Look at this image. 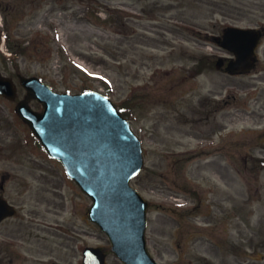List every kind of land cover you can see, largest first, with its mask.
I'll return each instance as SVG.
<instances>
[{
    "label": "rangeland",
    "instance_id": "374dc122",
    "mask_svg": "<svg viewBox=\"0 0 264 264\" xmlns=\"http://www.w3.org/2000/svg\"><path fill=\"white\" fill-rule=\"evenodd\" d=\"M262 11L264 0H0V71L18 86L15 101L0 97V182L10 175L16 222L39 210L53 219L48 201L68 200V250L31 229L49 256L81 264L74 246L87 236L108 250L107 264H123L98 226L79 222L90 198L17 115L27 94L19 75L59 92L102 90L130 107L146 159L133 184L152 203L148 243L161 264H264V96L249 97L250 75L215 68L226 51L211 37L260 23ZM192 204L195 216L183 211Z\"/></svg>",
    "mask_w": 264,
    "mask_h": 264
},
{
    "label": "water",
    "instance_id": "95a60500",
    "mask_svg": "<svg viewBox=\"0 0 264 264\" xmlns=\"http://www.w3.org/2000/svg\"><path fill=\"white\" fill-rule=\"evenodd\" d=\"M246 35V31L229 29L223 45L238 56L251 54ZM21 81L29 96L20 102L18 112L49 153L63 161L70 176L92 197L89 217L107 232L114 251L127 264H155L145 246L148 203L130 185L144 160L141 140L128 120L99 93H57L37 77H22ZM0 94L16 96L13 81L1 74ZM32 96L44 104L43 112L29 106ZM85 255L87 264L104 263L99 249L88 248Z\"/></svg>",
    "mask_w": 264,
    "mask_h": 264
},
{
    "label": "flooded vegetation",
    "instance_id": "af4514ba",
    "mask_svg": "<svg viewBox=\"0 0 264 264\" xmlns=\"http://www.w3.org/2000/svg\"><path fill=\"white\" fill-rule=\"evenodd\" d=\"M61 200L56 201V205L58 209L55 207V203L53 201H49V207L58 212L61 213L63 210H65V204H63ZM77 207V206H76ZM75 207V213L78 211ZM63 209V210H62ZM32 218V220L30 219ZM10 218H7L3 221L6 222ZM28 222L25 224L23 231L21 229L17 230H9L8 225H6L4 231H3V242L1 244V249H0V264H20V259L21 261L25 259V257L29 258L27 252H30V256H35L40 254V250H42L43 253H49L51 251L50 246H45L42 245L41 247L38 245L40 237L38 235H35L31 229L37 230V232H44V234L50 235L54 238H60L62 241H60V247L63 249H69L67 247L68 245V240H64L68 236V231L66 230V227L64 224L60 223L59 225L62 226V228H55V227H50V223H48L44 216L42 215L41 211L39 210L38 212L29 215V219H26ZM40 222H47V225L42 224ZM2 223V224H3ZM42 225V226H41ZM16 242H20L21 244H17ZM26 248L27 250L24 251L22 249ZM23 252H25V257L23 255ZM39 258L36 260L32 259L33 264H38ZM24 262V260H23ZM52 264H55V261H51Z\"/></svg>",
    "mask_w": 264,
    "mask_h": 264
}]
</instances>
